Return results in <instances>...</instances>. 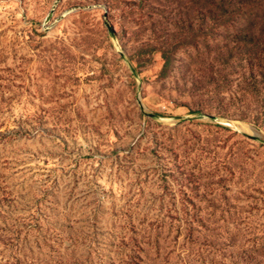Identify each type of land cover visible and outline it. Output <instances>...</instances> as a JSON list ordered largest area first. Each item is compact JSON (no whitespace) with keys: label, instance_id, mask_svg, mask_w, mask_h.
Listing matches in <instances>:
<instances>
[{"label":"rangeland","instance_id":"obj_1","mask_svg":"<svg viewBox=\"0 0 264 264\" xmlns=\"http://www.w3.org/2000/svg\"><path fill=\"white\" fill-rule=\"evenodd\" d=\"M248 23L0 0V264H264V67L224 64Z\"/></svg>","mask_w":264,"mask_h":264},{"label":"trees","instance_id":"obj_2","mask_svg":"<svg viewBox=\"0 0 264 264\" xmlns=\"http://www.w3.org/2000/svg\"><path fill=\"white\" fill-rule=\"evenodd\" d=\"M204 20H215L228 30L227 25L249 19L248 27L240 30L234 49L226 53L224 64L232 62L234 56L248 58V66L264 67V0H200ZM254 18L253 21H250ZM257 30V33L255 31ZM264 71V68H262Z\"/></svg>","mask_w":264,"mask_h":264}]
</instances>
